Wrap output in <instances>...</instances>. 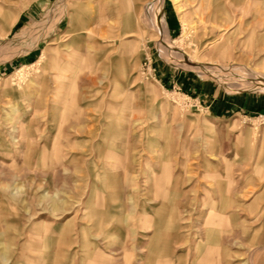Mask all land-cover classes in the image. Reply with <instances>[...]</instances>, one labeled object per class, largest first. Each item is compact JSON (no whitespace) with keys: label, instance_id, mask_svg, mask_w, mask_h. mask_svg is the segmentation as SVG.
<instances>
[{"label":"rangeland","instance_id":"rangeland-1","mask_svg":"<svg viewBox=\"0 0 264 264\" xmlns=\"http://www.w3.org/2000/svg\"><path fill=\"white\" fill-rule=\"evenodd\" d=\"M0 264H264V0H0Z\"/></svg>","mask_w":264,"mask_h":264}]
</instances>
